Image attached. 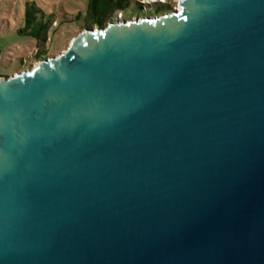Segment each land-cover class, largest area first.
<instances>
[{
	"label": "water",
	"instance_id": "obj_1",
	"mask_svg": "<svg viewBox=\"0 0 264 264\" xmlns=\"http://www.w3.org/2000/svg\"><path fill=\"white\" fill-rule=\"evenodd\" d=\"M0 80V264H264V0H178Z\"/></svg>",
	"mask_w": 264,
	"mask_h": 264
},
{
	"label": "rangeland",
	"instance_id": "obj_2",
	"mask_svg": "<svg viewBox=\"0 0 264 264\" xmlns=\"http://www.w3.org/2000/svg\"><path fill=\"white\" fill-rule=\"evenodd\" d=\"M27 3L34 4L37 10L40 9L45 14L46 20L51 16V23L45 36L46 41L37 42L22 32L25 29ZM160 6H164L165 10L153 13L154 9ZM83 8L82 0H0V80L16 73L32 70L39 61L65 52L72 39L84 29L97 28H84L74 22L76 15L79 12L83 13ZM176 9L177 0L163 2L130 0L124 20L157 18ZM138 12L141 13L140 16L137 15ZM81 24L84 26V23ZM41 51L46 55L37 60L35 55Z\"/></svg>",
	"mask_w": 264,
	"mask_h": 264
},
{
	"label": "trees",
	"instance_id": "obj_3",
	"mask_svg": "<svg viewBox=\"0 0 264 264\" xmlns=\"http://www.w3.org/2000/svg\"><path fill=\"white\" fill-rule=\"evenodd\" d=\"M84 4L83 13L79 12L74 22L82 27H106L113 17L121 14L124 19V14L129 9L130 0H82ZM165 7L160 6L154 9L153 13L164 11ZM169 10H171L169 8ZM141 15L140 12L137 14ZM51 16L46 20L45 14L41 10H37L34 4L27 3L25 5V29L24 34L29 35L37 42L46 41L45 36L51 23ZM84 23V26L81 24ZM46 54L41 51L37 52L35 58L42 59Z\"/></svg>",
	"mask_w": 264,
	"mask_h": 264
},
{
	"label": "built area",
	"instance_id": "obj_4",
	"mask_svg": "<svg viewBox=\"0 0 264 264\" xmlns=\"http://www.w3.org/2000/svg\"><path fill=\"white\" fill-rule=\"evenodd\" d=\"M177 5H178V1H177ZM117 20H122V16H121V14L118 15Z\"/></svg>",
	"mask_w": 264,
	"mask_h": 264
},
{
	"label": "bare ground",
	"instance_id": "obj_5",
	"mask_svg": "<svg viewBox=\"0 0 264 264\" xmlns=\"http://www.w3.org/2000/svg\"><path fill=\"white\" fill-rule=\"evenodd\" d=\"M151 1H155V0H151ZM156 1L163 2V1H165V0H156ZM177 1H178V0H177Z\"/></svg>",
	"mask_w": 264,
	"mask_h": 264
}]
</instances>
